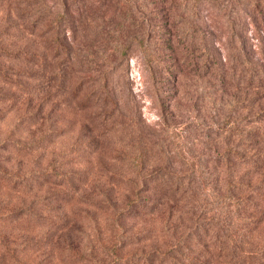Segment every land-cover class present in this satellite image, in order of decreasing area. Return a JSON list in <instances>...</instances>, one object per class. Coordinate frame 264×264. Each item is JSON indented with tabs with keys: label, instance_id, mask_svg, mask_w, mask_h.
Here are the masks:
<instances>
[{
	"label": "trees",
	"instance_id": "obj_1",
	"mask_svg": "<svg viewBox=\"0 0 264 264\" xmlns=\"http://www.w3.org/2000/svg\"><path fill=\"white\" fill-rule=\"evenodd\" d=\"M254 38L260 42L259 49ZM232 42L235 45L227 48ZM223 47L232 52L228 58ZM135 48L148 57L157 82L172 79L169 83L185 88L188 81L196 80L207 93L203 100L191 97L200 101L202 109L195 114L196 133L215 152L199 175L207 186L201 196L191 188L197 178L188 157V174L165 168L145 173L146 160L151 163L147 153L158 143L142 133L138 142L146 153L134 158L138 168L128 178L107 169V189L97 180L102 182L96 186L101 200L81 192L88 184L85 172H74L76 177L65 184L51 176L50 167L37 173L23 170V158L32 153L29 149L43 155L47 143H52L58 122L55 111L97 109L101 125L120 111L121 87L115 77ZM228 59L230 64L225 62ZM175 94L174 108L179 110L181 95ZM7 101L22 105L16 127L42 122L43 128L38 140L24 143L14 128L6 137L0 134V186L5 183L18 195L12 199L19 202L12 207L0 203V264H26L17 252L31 246L27 241L15 243L7 235L9 230L1 233L3 225L21 233L40 232L47 242L71 226L81 206L95 214L111 211L119 226L122 220L161 216L160 229L132 235L139 243L152 239L156 230L160 243L132 254L129 264H211L215 260L264 264V249L249 227L257 219L252 211L264 203V0H0V105ZM135 109L138 113L137 104ZM135 123L143 126L142 121ZM179 123L174 112L163 107L158 123L162 133ZM13 153L20 160L17 168L10 166ZM69 163L59 161V168ZM53 183L64 187L62 205L51 206L48 197L39 194ZM121 185H130L133 193L123 207L113 195ZM174 211L179 212L176 219ZM259 216L264 217V210ZM96 254L89 253L85 261L95 262ZM77 255L84 262L83 255ZM107 255L96 264L126 263L115 253ZM108 258L113 259L107 262Z\"/></svg>",
	"mask_w": 264,
	"mask_h": 264
},
{
	"label": "rangeland",
	"instance_id": "obj_2",
	"mask_svg": "<svg viewBox=\"0 0 264 264\" xmlns=\"http://www.w3.org/2000/svg\"><path fill=\"white\" fill-rule=\"evenodd\" d=\"M250 31L249 34H252ZM253 41L256 48L259 49V40L254 38ZM234 45L235 43L233 42L229 43L227 48ZM222 53L224 57L228 58L232 52L228 54L224 48ZM147 59L148 57L137 48L132 49L130 52L126 64L115 77L121 87L119 95L122 97L123 107H120V111H115L113 117L105 125L99 123L101 119L97 115L100 111L97 109L87 108L84 112L55 111L54 117H57L58 122L55 127L56 132L53 133L52 143H47L48 148L43 155H40L41 153L38 151L29 149V152L32 153L27 154L23 158V170L25 169L27 173L30 171L37 173L39 170H45L50 167L48 171L52 173L51 176L58 178V182L65 180V184L70 177H76L73 176L74 172H85L88 177V184L81 187V192H85L86 195L91 196L93 199L101 200V191L96 186L101 187L102 182H97V180L101 179L104 183L102 188L107 189L108 185L104 182L107 169L116 171L118 174L128 178L138 168L137 160L134 158L140 159L138 155L146 153L141 149V144L138 142L139 135L142 133L146 137H152L158 143L153 152L147 153L151 163L155 164H149L146 160V165L149 167L145 173L161 168L163 171L167 169L170 172H174V174H188V169L191 166L187 162L188 157L191 163L193 160L197 178L196 184H192L191 188L201 196L207 186L204 187L199 175H201L205 166H208L215 152L209 147L210 144H207L206 139L196 133L197 128L194 125H196L198 119L195 114H197V111L201 112L202 109L200 101L191 97L194 96L203 100V98L207 97V93L203 90V86L198 83L199 81L192 78L196 83L188 81L185 88L184 86H179V83L177 85L169 83L172 79L168 83L157 82L149 70ZM225 62L230 64L229 59ZM159 89L163 92H159ZM175 93L181 95L177 100L179 110L174 108L175 100L172 98L175 97ZM186 94L188 97L184 99ZM136 104L139 109L138 113L135 109ZM0 106V134L2 137L8 136V130L14 128V132L20 135L23 143L38 140V131L43 128L42 122L37 124L25 122L22 126L16 127V121L22 112V105L14 101H7L1 102ZM163 107H166L167 111L174 112V118L180 120L178 127L164 133L158 127ZM61 109L63 107L56 110ZM181 111H184V113L181 114ZM89 115L92 118H96L92 120ZM84 117H88L89 120ZM134 120L142 121L143 126L136 125ZM150 131L155 132L153 136ZM159 133L162 134L158 135ZM175 133H179L180 136L173 135ZM75 150L76 152L74 153ZM71 152L72 154L70 155ZM199 155H204V157L201 156L202 160L199 159ZM11 156L10 166L17 168L18 161H20L18 155L13 153ZM63 156L66 157L63 158ZM59 161L70 163L61 169L59 168ZM54 165L58 167L57 170H53ZM63 169L69 173L65 175ZM204 176L208 177L205 174ZM116 177L118 178V176ZM141 177L138 179L139 182L143 180ZM55 178L52 179L53 182H55ZM213 178L214 175H211V179ZM53 184L55 185L46 184L39 194L47 196V201L50 200L48 204L50 203L51 206L62 205L63 202L59 199L62 196L64 187L57 183ZM2 185L0 186V203L9 204L10 207L19 203L12 199V197L18 195L14 194L11 189L4 187L5 183L3 187ZM129 187L130 185H121L113 193L119 207H123L127 198L132 197L133 193L129 191L132 189ZM151 187H153L152 184ZM150 193L152 195V192ZM10 195L11 197H9ZM10 198L13 201L7 200ZM24 199L31 201L30 196H24ZM47 201L45 202L47 203ZM75 207L79 206L76 205ZM81 207L82 212H77L75 218L73 216L74 219L71 226L54 234L47 242L45 236H41L40 232L21 233L13 231V228L10 229L5 225L2 226L1 233L9 230L10 232L7 235H11L9 238L14 240L15 243L26 245L27 241L31 244L26 249L17 252L19 259L26 264H96L99 260L105 259L108 256L107 253L112 255L115 253V255L125 259L126 263L124 264H129V258L132 254L141 253L142 250L150 251L157 241L160 243L159 240H156V230H153V238L150 240H143L137 243V237L132 238V235L147 229H153V227L160 229L162 220L158 214L122 220V225L119 226L118 223L113 221L111 211L106 209L95 214L87 210L89 207ZM68 209H70V206H68ZM263 210L264 203L260 205V209L252 211V216L257 219L254 220L253 224L250 223L249 227L259 243V248L262 246L264 249V217L259 216ZM6 212L7 210H4V213ZM174 213L176 219L179 212L174 211ZM168 215L165 214L164 218H167ZM240 228H237L236 231H239ZM40 240L42 242L34 247V244ZM120 242L122 246H120ZM117 243V248H114L113 246ZM255 251H258V249ZM89 253H97L95 262L93 260L85 261ZM258 253L261 252L258 251ZM77 254L83 255L84 262L79 260L80 257ZM111 259L113 258H108L107 262L111 261ZM211 264L228 263L215 260Z\"/></svg>",
	"mask_w": 264,
	"mask_h": 264
}]
</instances>
